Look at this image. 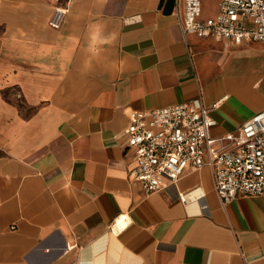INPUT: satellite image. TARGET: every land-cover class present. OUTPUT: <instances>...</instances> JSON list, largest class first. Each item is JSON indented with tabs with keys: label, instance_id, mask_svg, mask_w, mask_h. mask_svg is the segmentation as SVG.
I'll list each match as a JSON object with an SVG mask.
<instances>
[{
	"label": "crops",
	"instance_id": "0c3cea01",
	"mask_svg": "<svg viewBox=\"0 0 264 264\" xmlns=\"http://www.w3.org/2000/svg\"><path fill=\"white\" fill-rule=\"evenodd\" d=\"M182 9L0 0V264H264V195L222 206L208 166L151 194L129 179L131 111L218 102L212 138L264 112V44L182 34Z\"/></svg>",
	"mask_w": 264,
	"mask_h": 264
},
{
	"label": "built area",
	"instance_id": "2783aa9c",
	"mask_svg": "<svg viewBox=\"0 0 264 264\" xmlns=\"http://www.w3.org/2000/svg\"><path fill=\"white\" fill-rule=\"evenodd\" d=\"M178 16L182 34L264 44V0H218L214 15L203 18L201 0H182ZM66 7L55 6L49 26L59 28ZM218 102L205 105L201 98L145 111L129 112L124 147L133 150L129 179L144 194L175 182L189 168L208 166L221 205L238 196L264 195V112L243 122L234 133L212 138L210 112ZM217 144V145H215ZM187 193L179 199L186 202Z\"/></svg>",
	"mask_w": 264,
	"mask_h": 264
},
{
	"label": "bare ground",
	"instance_id": "6f19581e",
	"mask_svg": "<svg viewBox=\"0 0 264 264\" xmlns=\"http://www.w3.org/2000/svg\"><path fill=\"white\" fill-rule=\"evenodd\" d=\"M117 225L121 226V224H117Z\"/></svg>",
	"mask_w": 264,
	"mask_h": 264
}]
</instances>
